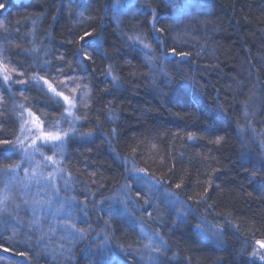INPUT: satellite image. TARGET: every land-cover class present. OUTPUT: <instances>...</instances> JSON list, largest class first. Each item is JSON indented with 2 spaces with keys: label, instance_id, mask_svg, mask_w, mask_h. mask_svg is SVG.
Here are the masks:
<instances>
[{
  "label": "trees",
  "instance_id": "16d2710c",
  "mask_svg": "<svg viewBox=\"0 0 264 264\" xmlns=\"http://www.w3.org/2000/svg\"><path fill=\"white\" fill-rule=\"evenodd\" d=\"M192 1L176 12L168 0H134L117 20L113 0H0V60L15 68L12 81L39 75L65 95L76 85L78 98L86 93L63 155L86 234L65 264H264V149L248 125L257 113L259 134L264 121V0ZM12 81L0 77V139L10 141L19 105L46 124L63 110L34 83ZM18 162L5 154L0 169ZM148 179L176 193L187 216L148 202ZM6 180L0 174V188ZM32 221L0 211V264H58ZM147 232L167 245L150 260ZM105 238L109 250L92 256Z\"/></svg>",
  "mask_w": 264,
  "mask_h": 264
},
{
  "label": "snow or ice",
  "instance_id": "6c2138e0",
  "mask_svg": "<svg viewBox=\"0 0 264 264\" xmlns=\"http://www.w3.org/2000/svg\"><path fill=\"white\" fill-rule=\"evenodd\" d=\"M3 7L4 5L0 4V8ZM153 15H155V13ZM0 27H3V25L0 24ZM159 31L162 32L163 29H160ZM90 35L91 33H85L84 36L80 37V40L83 41L85 37ZM130 39L133 40L134 44L142 46V50H145L146 61L152 62L153 57L149 54L151 53L150 45L144 43V40L140 37H134ZM96 44L99 45L98 39L96 40ZM173 53L176 54L175 49H173ZM179 55L186 58L188 53L181 52ZM84 59H91V57L85 53ZM15 71V68L10 69L7 64L0 60V77H2L5 84H9V81H12L10 73ZM57 71L60 70L57 69ZM17 75H23V73H17ZM69 79L72 78L69 77ZM30 82L38 86L41 91H44L45 95L48 96L53 105L61 107L63 111L61 112L58 119H56L54 122L50 121L47 126H45V121L36 116V114L32 112L30 108L25 107L23 104L18 106L20 109H22L18 115V134L16 135L15 139L11 141L8 139H0V145H7L6 148L0 151V156L5 154H19L21 157L19 163L10 164L5 168L0 169V174L10 177V180L5 182L3 188H0V211H7V203L11 198L10 188L12 181H16L21 185V187L24 189L25 195H28L32 186L35 185L36 193L30 203V207L32 208L34 216L33 223L39 225L40 220L36 218V214L38 211H42L46 207L51 206L52 201L55 198L53 194L58 195L60 189L57 186V180H63L65 189L68 188V180L64 179L65 169L61 166L62 161L57 159V154L63 150L64 144L69 135L75 133L74 122L80 119V117L75 114L78 101L83 103L85 106L87 105L86 101L84 100L86 93L80 92L79 98L76 95V92L80 87L79 85H76V87L72 89V95H65L63 91L57 90L53 83L44 76L34 75L29 81H25L23 79L12 81V83H18L21 85ZM61 83L67 87L66 82L61 81ZM25 113L27 114V117H25ZM247 115L248 113L245 111L244 116L247 117ZM62 122L69 123L70 127L67 130L62 129ZM189 139L191 140L193 137L190 135ZM221 139L222 138L218 137L216 143H220ZM45 148L51 151L52 154L46 155L43 151ZM37 154L40 156L39 160L36 159ZM25 162L28 163L29 167L23 168L24 176L21 179L19 176V170ZM133 171L137 173L138 179H143V177L139 175L140 173L147 175V173L142 169H133ZM155 184L158 186L160 182L155 181ZM175 187L180 189L182 184L178 183L175 185ZM41 189L51 190V192L47 193V198L41 197ZM137 195H139V192ZM169 195L174 197L175 200H179V197L176 193H169ZM74 199L75 198H73V200ZM25 203L29 202L25 201ZM62 210L63 208L58 209V211ZM65 227L71 229L68 235L72 239L83 238L86 234L83 229H78L74 224H67ZM197 227L199 228V225ZM155 235L158 238L156 241V247L153 248L151 243L146 245V247L152 248L153 251L159 253L161 249L166 248L167 245L163 238L159 237L158 233ZM213 235L218 236L219 233H214ZM149 239L151 240V238ZM256 243L261 249H264V240H257ZM255 257L256 253L254 252L253 258L255 259ZM260 259L264 260V256H261Z\"/></svg>",
  "mask_w": 264,
  "mask_h": 264
},
{
  "label": "rangeland",
  "instance_id": "374dc122",
  "mask_svg": "<svg viewBox=\"0 0 264 264\" xmlns=\"http://www.w3.org/2000/svg\"><path fill=\"white\" fill-rule=\"evenodd\" d=\"M134 0H113V12L115 14V17L117 20H119L123 16H127L130 13L131 6L133 4ZM169 3L172 5V8L177 12L179 10H182L184 7H188L192 4V0H168ZM131 5V6H130ZM184 10V9H183ZM203 26L204 24H207L206 22H201ZM209 24V23H208ZM248 93L246 98H249L248 101H252V97L249 96ZM248 108V104H247ZM250 108V106H249ZM248 108V115H252V111H249ZM63 111V110H62ZM76 114V112H75ZM257 116V113H256ZM255 118L257 119V117ZM25 117H27V114L25 113ZM254 118V119H255ZM58 119V118H57ZM254 119L250 117L249 120V129L251 137L255 140L256 143H258L259 147H262L264 149V121L260 124L261 133L257 134L254 129ZM261 120H264V117L260 116ZM56 120V119H55ZM55 120L51 121L54 122ZM50 122V121H49ZM48 122V123H49ZM78 121L74 122V126H76ZM47 123V124H48ZM45 123V126H47ZM70 127L69 123L62 122L61 128L64 130H67ZM70 136V135H69ZM66 149V142L64 144V148L61 152H58L57 159L62 161V167H63V155L65 153ZM46 155H51V151H49L47 148L43 149ZM36 159L39 160L40 156L37 154ZM21 160V157H20ZM19 163V162H18ZM29 165L27 162H25L21 169L19 170V176L22 179L24 176L23 168H28ZM47 171V170H46ZM7 179L6 182L10 180V177L5 176ZM64 179L68 180V188L65 189L64 182L61 179L57 180V186L59 187L60 191L58 195H54V199L52 201V204L50 207H46L42 211H38L36 214V218L40 220V224L36 225L33 223L34 216L32 208L30 207V203L35 196L36 193V186L33 185L29 194H24V189L21 187L19 183L16 181H12L10 192H11V198L9 199L7 203V211H5L6 216H10L12 211L15 210L17 213L19 212L20 215L28 217V219H32L33 221L28 225L30 228H33L37 233L40 240L39 241L42 245L45 247L51 249L54 253V259H58V264H65L66 262L64 259L69 255L70 257L73 255V251L77 246L84 243V239L77 238L72 239L69 237L68 233L71 231L70 228L65 227V225L68 224V220L70 219V224L76 223L77 220H80L82 218H85L83 214H81V205L76 206V199L73 200L74 195L72 193L73 187L70 185V178L64 173ZM145 183H149L151 185V189L148 191L149 200L151 201H161L162 203V211L161 213L166 215H173L178 218H185L188 213V206L185 202L182 200H175L174 197L170 196L169 193H171L167 189H160L159 185L157 186L155 184V180L148 179L143 181ZM148 184V185H149ZM51 192L50 189L44 190L41 189V197L47 198V193ZM130 198V196H129ZM25 201H28L29 203H25ZM11 203L14 204L11 205ZM116 205V203H114ZM63 208L62 211H58V209ZM79 215V216H78ZM67 222V223H65ZM62 228H64V231L67 235L61 234ZM23 229V227H22ZM61 232V233H60ZM216 232V231H215ZM147 236V242L145 243V246L142 249L143 257L146 260H150L151 257H153L157 252L153 251L152 248L146 247V245L152 244V247H156V241L157 237L155 234L151 232L145 233ZM151 238V240L149 239ZM88 243V242H87ZM110 244L107 238L103 241V243L94 244L89 247L88 252L92 256H102V251H107L110 248ZM258 249H261L258 247ZM261 252H263L262 256H264V249H261Z\"/></svg>",
  "mask_w": 264,
  "mask_h": 264
}]
</instances>
